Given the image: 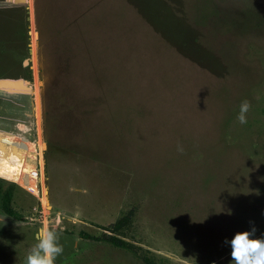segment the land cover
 <instances>
[{
    "label": "rangeland",
    "instance_id": "obj_1",
    "mask_svg": "<svg viewBox=\"0 0 264 264\" xmlns=\"http://www.w3.org/2000/svg\"><path fill=\"white\" fill-rule=\"evenodd\" d=\"M2 79L32 93H0V137L34 149L0 145V264L41 226L55 264H231L264 233V0H0Z\"/></svg>",
    "mask_w": 264,
    "mask_h": 264
},
{
    "label": "clouds",
    "instance_id": "obj_2",
    "mask_svg": "<svg viewBox=\"0 0 264 264\" xmlns=\"http://www.w3.org/2000/svg\"><path fill=\"white\" fill-rule=\"evenodd\" d=\"M249 108L247 100L241 102L237 119L242 125L247 123L246 113ZM177 150L183 152L179 145ZM0 222H5V216H0ZM256 231L253 226L249 230L235 233L230 240L225 238L224 243L231 248V264H264V233L257 237ZM35 236L38 242L29 251L26 264H55L63 252L55 231L41 226Z\"/></svg>",
    "mask_w": 264,
    "mask_h": 264
},
{
    "label": "water",
    "instance_id": "obj_3",
    "mask_svg": "<svg viewBox=\"0 0 264 264\" xmlns=\"http://www.w3.org/2000/svg\"><path fill=\"white\" fill-rule=\"evenodd\" d=\"M7 4L11 5H25L27 0H6ZM0 93L4 95L16 96V95H26L32 93V88L30 83L18 79H2L0 80ZM0 147V151H1ZM5 151V150H2ZM35 164V162L33 163Z\"/></svg>",
    "mask_w": 264,
    "mask_h": 264
},
{
    "label": "crops",
    "instance_id": "obj_4",
    "mask_svg": "<svg viewBox=\"0 0 264 264\" xmlns=\"http://www.w3.org/2000/svg\"><path fill=\"white\" fill-rule=\"evenodd\" d=\"M6 139H9V143H7ZM0 145L3 148V150H5V152H10L12 149H15V148L17 152L19 150L20 151L25 150L26 148L29 150L34 149V146L28 141L20 140L14 137H4V138L0 137Z\"/></svg>",
    "mask_w": 264,
    "mask_h": 264
},
{
    "label": "built area",
    "instance_id": "obj_5",
    "mask_svg": "<svg viewBox=\"0 0 264 264\" xmlns=\"http://www.w3.org/2000/svg\"><path fill=\"white\" fill-rule=\"evenodd\" d=\"M41 165L37 164V166L33 169L32 173L30 174V177L35 181L36 189H37V197L40 198L42 196L41 202L45 198V186H44V175ZM31 193H34L33 191H29Z\"/></svg>",
    "mask_w": 264,
    "mask_h": 264
},
{
    "label": "trees",
    "instance_id": "obj_6",
    "mask_svg": "<svg viewBox=\"0 0 264 264\" xmlns=\"http://www.w3.org/2000/svg\"><path fill=\"white\" fill-rule=\"evenodd\" d=\"M2 194H4L3 193V191H2V189L0 188V197H1V195ZM11 199V195H10V193H5L4 195H3V200L5 201H9ZM119 227V226H118ZM118 227H116L115 229H113V231H116V230H118Z\"/></svg>",
    "mask_w": 264,
    "mask_h": 264
}]
</instances>
